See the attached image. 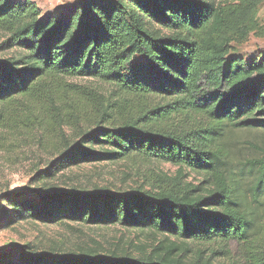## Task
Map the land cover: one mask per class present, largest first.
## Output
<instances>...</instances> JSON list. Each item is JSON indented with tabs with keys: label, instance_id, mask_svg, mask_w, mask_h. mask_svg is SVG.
<instances>
[{
	"label": "trees",
	"instance_id": "trees-1",
	"mask_svg": "<svg viewBox=\"0 0 264 264\" xmlns=\"http://www.w3.org/2000/svg\"><path fill=\"white\" fill-rule=\"evenodd\" d=\"M262 2L74 0L43 14L31 0H0V49H15L0 57V108L42 97L47 84L66 78L112 87L104 98L63 84L89 95L81 100L89 109L82 121L66 118L75 134L54 147L40 187L5 197L13 212L5 222L120 224L163 236L138 256L24 246L13 258L1 252L0 264H264L254 254L223 260L231 244L248 241L251 220L221 141L224 128L264 131V53L245 58L232 50L250 33L264 36L254 19ZM137 159L177 170L155 173L133 191L64 190L45 181L82 162ZM185 169L203 179L187 181ZM193 241L205 248L187 256Z\"/></svg>",
	"mask_w": 264,
	"mask_h": 264
},
{
	"label": "rangeland",
	"instance_id": "rangeland-1",
	"mask_svg": "<svg viewBox=\"0 0 264 264\" xmlns=\"http://www.w3.org/2000/svg\"><path fill=\"white\" fill-rule=\"evenodd\" d=\"M31 1L43 14H56L60 7L74 0ZM254 19L259 28H264V0L258 6ZM4 38L5 34L0 31V44ZM232 46L236 55L250 58L264 53V36L253 32L244 41L234 42ZM13 53L15 49H0L1 58ZM63 84H76L92 89L104 98L112 94V87L97 79L66 78L59 83L47 84L41 93L42 97L17 98L0 108V196L5 195L0 197V253L9 249L13 252L10 258H13L24 246V249L30 247L32 251L39 253L68 254L92 250L102 255L114 251L138 256L144 251L148 252L163 236L147 228L133 229L120 224H84L69 220L61 224L31 220L5 222L7 217L13 215L8 203L4 201L5 197L18 194L25 188L40 187L42 181L38 179L48 169V161L53 159L54 147L62 144V137H73L75 134L66 123V118L71 114L79 115V121H82L85 110L89 109L86 103L81 102L89 95H78L74 89L66 86L63 90ZM113 99H117L116 96ZM221 141L228 167L238 178L236 188L242 194V209L251 220L248 241L243 245L231 244L230 252L223 255V260L239 263L251 259L250 254L255 257L264 255V169L257 162L263 157L264 131L224 128ZM253 161L256 162L250 163ZM176 170L177 166L160 161L96 160L61 169L45 178V181L64 190L78 187L87 191H133L138 186H146V179L155 173L173 175ZM185 176L193 184L203 179L200 174L188 169H185ZM202 248L205 245L190 242V251L186 255L190 256L194 250ZM219 259L220 257L216 260Z\"/></svg>",
	"mask_w": 264,
	"mask_h": 264
}]
</instances>
